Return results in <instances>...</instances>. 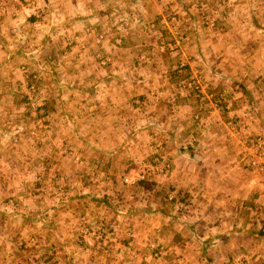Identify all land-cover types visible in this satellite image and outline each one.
<instances>
[{"label":"rangeland","instance_id":"1","mask_svg":"<svg viewBox=\"0 0 264 264\" xmlns=\"http://www.w3.org/2000/svg\"><path fill=\"white\" fill-rule=\"evenodd\" d=\"M226 106L248 116L224 120ZM258 114L264 0H0V239L19 244L8 264H251L206 252L221 240L196 237L197 184L172 171L196 115L203 137L247 139L244 165L264 176V129L243 131ZM125 222L142 225L134 249L112 239Z\"/></svg>","mask_w":264,"mask_h":264},{"label":"crops","instance_id":"2","mask_svg":"<svg viewBox=\"0 0 264 264\" xmlns=\"http://www.w3.org/2000/svg\"><path fill=\"white\" fill-rule=\"evenodd\" d=\"M67 1L65 0V2ZM90 1L86 0V2ZM67 11H69V8L61 4V7L53 9L51 14L53 16L60 15V13ZM81 14L86 13L84 11ZM232 109H228L226 106V112L223 113L222 119L226 120L228 115H235V117H240V115L248 116L245 112ZM213 112L222 114V112ZM194 116L190 120L191 127L188 135H183L184 139H177L179 146L180 142L185 141L188 147L185 150H178L179 156L174 158V160L177 158L175 162L178 165L176 168L173 167L172 171V174H177L179 178L183 177V175H186L189 180L194 178V182L197 184L194 185L195 192L198 197L202 198L199 203V216L189 217V219L186 218L185 220L188 223L194 220L195 224L199 225L196 227H199L200 235H197L195 231L197 238L201 239L204 237L211 241L221 240L222 248H207L206 252L209 255L216 256L221 252V254L227 253L230 257L235 256L242 260L249 256L251 264H264V176L258 175L256 172L253 173L254 171L244 165L246 159L254 152V149L249 146L247 139H242L240 133V139H209V137H203L199 133L200 123H194L197 119V116ZM263 117L264 114H258L253 121L250 119L247 123L248 126L246 125L245 127V124L243 125V131L252 128L254 132L256 130L261 132V129H264ZM216 118L220 119L217 116ZM227 123L229 122L227 121ZM174 124V134L178 137L182 130L180 119ZM262 140L264 142V139ZM167 141L172 142L176 141V139H168ZM170 153L173 156L174 151L168 152V154ZM192 160H194V166L189 168ZM186 169L188 171L185 172L184 170ZM168 207L179 209L178 205L172 202H170ZM147 215L149 216V214ZM17 216V214H13L14 218H17ZM164 219H170L171 222L175 220V218H169V216H164ZM128 225L130 226V237L122 241V238L126 236L124 230H127ZM218 225L220 229L212 228ZM136 226L139 229L142 225H137L134 222L115 223L116 228H114L115 231L113 232L115 236L112 239L119 241L122 248L128 244L130 245L134 241L136 234L142 235L141 231H136ZM168 229L164 228L161 232L164 233ZM35 232L34 238L41 239V241L47 240L43 236L42 230ZM0 236L3 238L4 232H0ZM222 239L229 240V245L224 247ZM52 240L53 237L50 241ZM10 241L0 239V264H8L9 259L16 255L19 244L14 240ZM211 245L213 246L212 242L209 243V246ZM129 247L134 249L133 245ZM41 250V254L48 252L46 247ZM235 250L238 252L236 255L233 253ZM161 252L165 253L166 250L164 249ZM244 252L249 253V255H242ZM43 262L48 264L47 260ZM19 263L22 264L21 262ZM213 264H217L216 261ZM229 264H238V262L231 261Z\"/></svg>","mask_w":264,"mask_h":264},{"label":"built area","instance_id":"3","mask_svg":"<svg viewBox=\"0 0 264 264\" xmlns=\"http://www.w3.org/2000/svg\"><path fill=\"white\" fill-rule=\"evenodd\" d=\"M250 163H251L252 165H254V164H255V161H254V160H251Z\"/></svg>","mask_w":264,"mask_h":264}]
</instances>
